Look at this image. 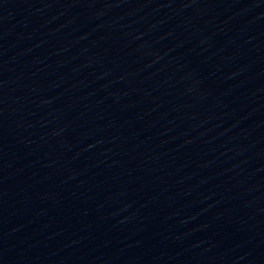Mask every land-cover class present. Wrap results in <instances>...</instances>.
Segmentation results:
<instances>
[{
    "label": "water",
    "instance_id": "1",
    "mask_svg": "<svg viewBox=\"0 0 264 264\" xmlns=\"http://www.w3.org/2000/svg\"><path fill=\"white\" fill-rule=\"evenodd\" d=\"M0 264H264V0H0Z\"/></svg>",
    "mask_w": 264,
    "mask_h": 264
}]
</instances>
